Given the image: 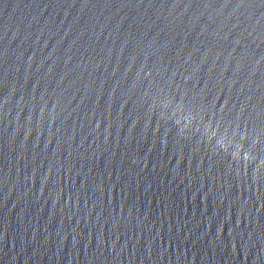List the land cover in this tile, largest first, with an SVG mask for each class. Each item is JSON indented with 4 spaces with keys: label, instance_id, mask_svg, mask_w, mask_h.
Segmentation results:
<instances>
[{
    "label": "water",
    "instance_id": "1",
    "mask_svg": "<svg viewBox=\"0 0 264 264\" xmlns=\"http://www.w3.org/2000/svg\"><path fill=\"white\" fill-rule=\"evenodd\" d=\"M0 264H264V0H0Z\"/></svg>",
    "mask_w": 264,
    "mask_h": 264
}]
</instances>
